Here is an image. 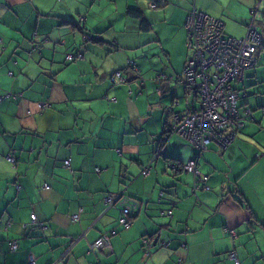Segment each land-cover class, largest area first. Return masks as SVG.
I'll list each match as a JSON object with an SVG mask.
<instances>
[{"label":"crops","instance_id":"crops-1","mask_svg":"<svg viewBox=\"0 0 264 264\" xmlns=\"http://www.w3.org/2000/svg\"><path fill=\"white\" fill-rule=\"evenodd\" d=\"M255 6L264 37V0H0V264H235L232 249L241 264H264V41L235 84L244 124L200 152L178 133L163 135L183 107L176 96L146 99L153 91L142 89L139 64L163 46L166 26L187 37L190 10L242 37ZM119 69L124 80L113 83ZM168 70L152 78L156 94L177 87L196 99L179 64ZM193 156L208 190H191L195 175L182 165ZM125 199L139 209L128 227L117 223ZM103 235L110 246L91 250Z\"/></svg>","mask_w":264,"mask_h":264},{"label":"built area","instance_id":"built-area-1","mask_svg":"<svg viewBox=\"0 0 264 264\" xmlns=\"http://www.w3.org/2000/svg\"><path fill=\"white\" fill-rule=\"evenodd\" d=\"M256 10L257 6L251 10L253 17L242 37L226 34L223 21L203 11L194 8L187 14L185 28L187 30L186 47L189 54L179 82L187 91L194 93L198 102L195 104V102L187 101L182 110L172 112L166 129L167 132L178 133L189 139L199 152L206 149L211 141H218L222 145L229 143L236 130L246 120V117L239 114V94L235 84L242 82L246 71L256 65L257 47L264 41L262 32L254 23ZM75 56L73 53L67 54L68 59H74ZM128 65L135 70L134 61L130 60ZM110 80L113 83L124 80L122 72L115 71L110 76ZM8 159L13 164L16 163V157L12 152L8 154ZM64 165H70L69 158L64 160ZM182 168L195 175L191 188L193 193L210 188L206 183L208 175L202 174L197 169L196 156L183 163ZM149 171V167L145 166L141 174L147 175ZM49 187L48 184L44 185L46 189ZM119 199L120 194L109 195L106 202L108 206H111ZM137 209V202L125 199L123 214L119 218L120 225L130 226V214L136 213ZM171 212V208L167 210L168 214ZM32 219L37 220L35 213ZM72 219L78 220L79 217L74 215ZM112 233H115V230ZM229 233L233 237L236 236L234 229H230ZM143 242L145 251H149L148 247L152 243L147 238H144ZM109 246V236L103 235L90 244V249L96 250ZM17 249V240H10L9 250ZM228 257L234 260L235 264H241L234 249L228 252ZM29 264H35V261L31 260Z\"/></svg>","mask_w":264,"mask_h":264},{"label":"rangeland","instance_id":"rangeland-1","mask_svg":"<svg viewBox=\"0 0 264 264\" xmlns=\"http://www.w3.org/2000/svg\"><path fill=\"white\" fill-rule=\"evenodd\" d=\"M162 36H165V37L162 40L163 46L160 47V50L156 51V52H151V51L145 52L144 58L141 61H139L140 66H143L141 78L144 81V84L142 85V89L143 90L145 89L146 94H147L148 93L147 87L150 86V84H151V88L153 91L151 93V95L146 96V99H148V97H149L150 100L151 99L162 100V102H164V104H166L167 102L171 101L169 99V97L172 99L174 96H176L177 99L180 100V104L176 106L177 108H180V107L184 108V105L186 103L187 98L190 100H193L195 103H197L198 99H195L193 94H189L186 96L182 90L176 89L177 87H175L174 89H171L170 92L168 94L164 95L163 98L156 94L157 82H155V80H153L152 78L155 75H157L159 72L169 73L168 69H171L172 67H174L175 65H178V64H179L180 69H181L180 73L182 74L185 61H186L187 56L189 54V51H188L186 44H185L186 43V35H185V37H181L180 32L175 33L173 27H167L166 26V29L163 28ZM162 49H164V51ZM167 51H168V53H167ZM152 53H154L155 55H151ZM169 53H171L172 55ZM170 56H172V58H170ZM136 57H140V56L137 55ZM154 59H155V61L153 62ZM154 66H155V69H153ZM147 67L149 69H147ZM121 72H122V70H121ZM143 86H145V87H143ZM136 88H137V86H136ZM241 99L242 98H240L239 102H241ZM147 102H148V100H147ZM149 110H150V108H149ZM162 113H163V111H162ZM162 113H161V115H162ZM161 115L158 116L157 119H160ZM155 116H157V115H155ZM155 116L152 115V117H155ZM165 121H168V119H166ZM147 124H148V122H147ZM165 124H166V122H165ZM261 126L262 127L260 128V131H262V133L264 134V123H263V121L261 123ZM117 223H119V218L117 220Z\"/></svg>","mask_w":264,"mask_h":264},{"label":"trees","instance_id":"trees-1","mask_svg":"<svg viewBox=\"0 0 264 264\" xmlns=\"http://www.w3.org/2000/svg\"><path fill=\"white\" fill-rule=\"evenodd\" d=\"M129 13L133 16L139 17V19L141 20V23L143 25L144 28H149V22L146 20V18L144 17L143 13L141 10L137 9V8H129ZM257 64V63H256ZM256 66V65H255ZM253 66V67H255ZM251 67V68H253ZM127 68H130V65H127ZM121 71V69H119ZM117 71V70H116ZM246 76V75H245ZM245 79V78H244ZM236 87V86H235ZM169 121V120H168ZM169 122L166 123V127L168 126ZM167 129L164 130L163 135L167 134ZM183 166V165H182ZM207 181V180H206ZM131 199H129L130 201ZM134 215V213L132 214Z\"/></svg>","mask_w":264,"mask_h":264},{"label":"water","instance_id":"water-1","mask_svg":"<svg viewBox=\"0 0 264 264\" xmlns=\"http://www.w3.org/2000/svg\"><path fill=\"white\" fill-rule=\"evenodd\" d=\"M136 70H137V67H135V72H136ZM144 87V86H143ZM123 195H124V192H123ZM123 204H124V200H123ZM112 206V205H111ZM124 206V205H123ZM139 209H137V211H138Z\"/></svg>","mask_w":264,"mask_h":264},{"label":"clouds","instance_id":"clouds-1","mask_svg":"<svg viewBox=\"0 0 264 264\" xmlns=\"http://www.w3.org/2000/svg\"><path fill=\"white\" fill-rule=\"evenodd\" d=\"M186 44V43H185ZM129 60H131V59H129ZM132 61H134V60H132ZM134 64H135V67H136V63H135V61H134ZM130 70H132L131 68H130ZM133 71H135V70H133Z\"/></svg>","mask_w":264,"mask_h":264},{"label":"bare ground","instance_id":"bare-ground-1","mask_svg":"<svg viewBox=\"0 0 264 264\" xmlns=\"http://www.w3.org/2000/svg\"><path fill=\"white\" fill-rule=\"evenodd\" d=\"M48 102H49V101H48ZM42 104H43V103H42ZM42 104H41V105H42Z\"/></svg>","mask_w":264,"mask_h":264}]
</instances>
